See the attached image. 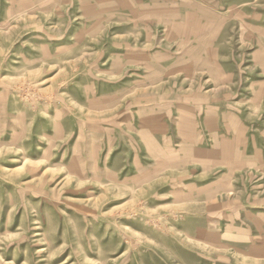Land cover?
Here are the masks:
<instances>
[{"label":"rangeland","instance_id":"obj_1","mask_svg":"<svg viewBox=\"0 0 264 264\" xmlns=\"http://www.w3.org/2000/svg\"><path fill=\"white\" fill-rule=\"evenodd\" d=\"M162 2L0 0V264H264V217L248 235L249 220L223 218L214 188L186 202L191 188L177 173L140 176L127 161L114 169L113 154L88 158L95 115L84 107L111 64L113 39L163 34L153 23ZM180 3L185 17L213 22L245 69L241 110L264 147V100L253 104L264 88V0ZM258 176L234 183L240 208Z\"/></svg>","mask_w":264,"mask_h":264},{"label":"crops","instance_id":"obj_2","mask_svg":"<svg viewBox=\"0 0 264 264\" xmlns=\"http://www.w3.org/2000/svg\"><path fill=\"white\" fill-rule=\"evenodd\" d=\"M164 1L157 6L159 20L153 22L165 28L163 34L148 31L139 39L132 34L113 39L105 56L111 64L100 72L92 90L96 95L84 107L95 115L88 120V158L93 162L113 154L114 169L127 161L126 168L140 176L177 173L191 188L186 202L193 200L195 190L214 188L210 200L225 204L223 218L249 220L242 228L250 229L248 235L258 234L255 228L264 217L259 209L264 184L258 176L264 173V147L251 139L247 114L241 110L249 103L240 78L245 69L233 65V54L225 41H217L213 22L203 24L192 12L185 17L180 0ZM256 89L253 104L258 106L264 88ZM240 172V179H234ZM244 173L258 177L255 196L246 197L244 191L241 197L248 200H241L247 205L240 208L235 199L241 191L234 183L245 182ZM223 226L233 228L226 222Z\"/></svg>","mask_w":264,"mask_h":264}]
</instances>
